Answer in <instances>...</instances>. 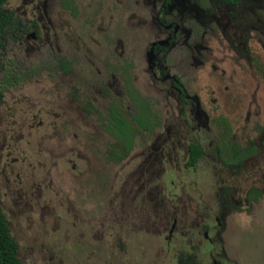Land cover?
Instances as JSON below:
<instances>
[{"label":"rangeland","instance_id":"obj_1","mask_svg":"<svg viewBox=\"0 0 264 264\" xmlns=\"http://www.w3.org/2000/svg\"><path fill=\"white\" fill-rule=\"evenodd\" d=\"M159 1L4 4L14 19L0 36V206L24 264H264V0H246L260 29L242 74L231 73L225 19L210 16L207 0L167 9L181 25L165 63L188 95L182 113L147 67L149 43L166 35L154 21ZM141 98L152 115L139 123ZM112 107L133 127L130 144L115 146ZM193 140L203 150L195 170ZM237 159V193L263 191L243 209L220 203L224 161ZM157 192L173 194L179 228L168 249L171 217L154 207ZM219 209L224 228H209L210 247L190 226L214 225Z\"/></svg>","mask_w":264,"mask_h":264},{"label":"flooded vegetation","instance_id":"obj_2","mask_svg":"<svg viewBox=\"0 0 264 264\" xmlns=\"http://www.w3.org/2000/svg\"><path fill=\"white\" fill-rule=\"evenodd\" d=\"M173 2L174 0H160L155 5L157 7V10L154 15V21L160 28H162L165 31L166 35L163 38H159L151 41L145 52V56L147 61V67L150 72V76L152 80L154 82H159V83H163L166 81L169 82L170 86L177 93V97L179 98V101L182 105L181 108V113H182L184 107L188 103L187 100L188 95L184 87L182 86V83L179 80V78L168 71V66L165 63L167 49L173 43L176 34L179 32L181 28L179 22H177L174 19H170L166 16L167 9L171 6ZM207 2L210 7V16L212 18L222 17V19H225V23L223 25V34L225 36L229 48L231 49V53L228 54L231 61L235 60V62H238L237 67H235V70L233 69L231 73L234 72L235 74L237 73L242 74V72L246 71V69L248 70L251 65H254L253 63L255 59L254 58L252 59L251 56L248 55L250 51L249 38H250V31L252 28L260 29L259 20L257 16L253 14L252 11L247 9L248 3L246 2V0H207ZM13 19H14V15H13ZM26 38H31L34 40L36 38L35 31L29 32L26 35ZM159 52L161 53L160 59L158 58ZM246 77L247 78L249 77L251 79V82L254 83L255 80L254 74L251 73V76L248 74V76L246 75ZM231 82H234V80ZM235 87L236 89H234V91H236L238 97L239 96L241 97L244 94H246L244 92H238L237 89L238 87L237 86ZM1 100L2 98H0V102ZM140 100H141V105H140V109L138 110L139 114L138 116H134L135 120L139 123L140 120L143 119L144 115H152L150 104L148 103V101L142 98ZM117 119L123 120L125 122V127H121V125L118 124ZM108 122L111 128L113 129L112 131L115 133L114 134L115 146H120L122 143H126V141L129 144L131 143L133 136V127L128 122V120L125 117H123L122 114H120L117 108L112 107L110 109ZM143 125L144 124L141 123L142 127L145 126ZM190 145H198V147L201 149V154L197 158L194 165L189 164ZM251 149L255 150L254 147H251ZM241 152H243V150L240 152L235 151L237 155H239V153ZM202 155H203V150L202 147L200 146V143L197 140L190 141L187 145V160H186L187 166L195 170L197 163L199 159L202 157ZM5 167H3L4 175L6 174ZM242 168H244V166L242 161L239 159L235 160L234 162L224 161V171L225 174L227 175L228 180L226 183L221 185V189H220L221 197H224L225 200V203L220 202L221 205H223V207L225 206L227 208L228 206L234 209L247 208L249 206L250 201L257 200L260 197V195L263 194V191L261 189L257 187H253L251 185L248 186L247 188H240L241 193L240 192L239 194L237 193L238 192L237 190H239L237 189V187L239 186H237L238 183L235 182V180L240 175ZM170 183L172 184V181H170ZM235 193H237L238 196H235ZM157 195L159 196L160 200L157 199L156 202H154L155 205L154 207L157 208L158 206H160L162 208L161 210H164L165 208L166 212L170 214L171 217V223L168 226L167 234L165 236V245H164L168 249L172 244L173 237L176 233V228H179L177 226V217L175 211L172 209V207H170L169 204L170 202L173 203V198H172L173 194L166 193V196H163V194H158L157 192L155 196ZM223 220H224L223 210L219 209L214 217V225L209 226L208 224L203 222V218H199L200 222H198L196 226H190V228H197V227L201 228L199 230V234L204 240L203 243L204 244L208 243L211 245L210 247H212L214 243H213V239L210 236L209 228H224ZM7 225L9 228L8 219H7ZM16 244H17V255L19 257V246L17 242ZM209 251H210L209 254L211 256L212 251L211 250ZM19 259L21 260L20 257ZM210 259H211V264H220V260L216 259L215 257H212Z\"/></svg>","mask_w":264,"mask_h":264},{"label":"trees","instance_id":"obj_3","mask_svg":"<svg viewBox=\"0 0 264 264\" xmlns=\"http://www.w3.org/2000/svg\"><path fill=\"white\" fill-rule=\"evenodd\" d=\"M7 0H0V36L4 34L7 27L13 22V14L10 10L4 8ZM1 98V94H0ZM121 127H125V122L117 119ZM189 164L194 165L201 154L198 145H190ZM0 264H23L17 255V244L12 238L5 214L0 208Z\"/></svg>","mask_w":264,"mask_h":264}]
</instances>
